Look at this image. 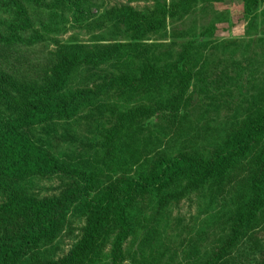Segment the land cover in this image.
<instances>
[{"label":"trees","instance_id":"1","mask_svg":"<svg viewBox=\"0 0 264 264\" xmlns=\"http://www.w3.org/2000/svg\"><path fill=\"white\" fill-rule=\"evenodd\" d=\"M263 1L244 0L243 18L254 15ZM52 2L55 4H44L48 15L56 9L71 11L75 19L84 14V0ZM193 3L162 2L148 13L126 5L111 7L102 23L115 28L113 35H122L126 42L56 44L36 76L17 80L12 74L16 64L4 61L13 47L43 40L34 27L36 13L43 7L41 0H0V264H92L108 241L109 264H119L122 247L135 235L136 227L148 225L150 229L165 221L162 217L169 204L208 188L213 195L236 178L245 186V206L233 214L229 235L190 263L239 264L236 261L253 255V264H264V231L260 229L264 228L260 225L264 222V91L258 92V106L226 130L220 143L200 149L202 153L191 150V137L183 138L188 134L181 125L184 117L180 111L185 112L189 100L200 43L182 44L175 59L163 63L161 55L150 50L154 46L142 43L146 35L164 30L166 17L186 13ZM214 30L211 25L200 36ZM260 47L264 60V41ZM109 62L116 66L117 76L106 74L90 88L69 87L79 69ZM111 97L123 103L134 98V103L130 108L120 104V110L115 103H106ZM102 109L113 119L100 144L101 163L108 171L112 170L109 163L118 170L124 162L136 164V154L124 153L128 144L123 137L131 142L142 130L149 133L153 129L164 137L172 128L168 142H174L175 151H154L151 158L144 154L142 165L133 174L119 172L99 183L92 169L86 170L81 161L59 159L38 136L39 132L49 135L53 124L93 120ZM154 137L150 133L148 142ZM34 178L59 180L61 189L50 196L32 194L24 183ZM141 208L149 209V218L137 212ZM69 213L81 218L83 225L68 252L53 258L46 249L62 232ZM240 244L245 248L237 250Z\"/></svg>","mask_w":264,"mask_h":264},{"label":"rangeland","instance_id":"2","mask_svg":"<svg viewBox=\"0 0 264 264\" xmlns=\"http://www.w3.org/2000/svg\"><path fill=\"white\" fill-rule=\"evenodd\" d=\"M175 1L84 0V14L75 19L72 12L66 9H56L48 15L44 4L50 6L55 3L52 0H41L43 8L36 13L38 21L34 22V27L42 34L43 40L34 45L13 47L10 57L4 62L16 64L12 74L17 80L21 76L22 79L33 78L39 66L46 63L48 53L54 50L56 44L72 42L90 46L107 43L108 40L126 42L122 35H113L115 28L106 22L102 23V16L109 8L126 5L135 11L148 13L156 4ZM243 3L244 0H194L186 13L178 12L172 18L166 17L165 28L160 34H148L145 36L147 40L142 41L147 46H154L150 50L154 55H161V63L174 60L181 52L182 44L192 40L200 43L198 51L201 53L193 67L194 80L188 91L189 100L185 112L180 111L184 117L181 125L187 127L188 134L183 138L191 137L192 145L189 148L200 153V149L211 148L213 142L220 143L226 130L258 106V92L262 94L264 91V60L260 59V44L264 41V1L259 4L255 14L248 18H243ZM211 25L215 30L200 36ZM233 57H244V60H230ZM117 71L111 62L100 64L94 69H79L69 87L90 88L98 84L106 74L117 76ZM218 80L221 81L218 83ZM259 88L263 89L258 91ZM133 99L128 98L123 103L122 99L116 102V98L111 97L106 103H115L123 110L120 104L130 108ZM112 122L109 112L102 109L101 115H95L93 120L53 124L49 135L39 132L38 136L48 142L59 159L81 161L86 170L92 169L99 183L119 172L133 174L142 165L144 157L148 155L151 158L154 151L169 154L175 151L174 142H168L173 134L172 128L167 130L164 137L158 136L153 129L149 133L148 129L142 130L131 142L129 137H123V141L128 144L124 153L136 154V164L124 162L122 169L118 170L109 163L112 170L108 171L101 163L103 154L100 144L102 135L111 127ZM150 133L157 136L151 139L152 142H148ZM243 167L248 169L246 164ZM24 187L32 194L50 196L58 193L61 182L34 178L25 182ZM223 187L213 195L209 188L201 193L191 192L178 202L169 204L162 217L165 221L152 225L150 229L146 228L148 225L142 228L143 221L138 222L141 227H136L139 229L135 235L123 245L119 264H191L199 260L205 252L219 245L229 235L227 229L230 228L233 214L245 206L242 179L236 178L235 182ZM137 212H141L143 218H149V209L141 208ZM82 225L81 218L69 213L62 232L53 246L46 249L47 252H51L53 258L67 253L77 240ZM260 225H264V222ZM260 229L264 231L263 227ZM261 236L264 239V232ZM110 246L109 241L106 242L98 260L92 264H109ZM243 248L245 246L240 244L237 250ZM140 254L143 261L140 260ZM252 259L253 255H249L246 261L236 262L253 264Z\"/></svg>","mask_w":264,"mask_h":264}]
</instances>
